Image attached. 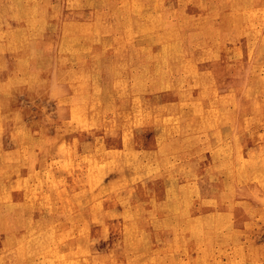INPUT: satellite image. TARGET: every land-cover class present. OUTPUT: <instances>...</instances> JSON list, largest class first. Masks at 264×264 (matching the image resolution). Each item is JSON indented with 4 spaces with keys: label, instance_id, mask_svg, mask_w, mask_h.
<instances>
[{
    "label": "rangeland",
    "instance_id": "rangeland-1",
    "mask_svg": "<svg viewBox=\"0 0 264 264\" xmlns=\"http://www.w3.org/2000/svg\"><path fill=\"white\" fill-rule=\"evenodd\" d=\"M148 1L153 3L147 0L145 6ZM160 1L178 10L173 23L185 8L192 13L197 8L195 0ZM198 1L224 7L212 22L218 27L220 49L213 50V39L202 40L196 18L187 19V60L168 73L173 74L168 88L154 83L152 63L140 48L145 41L136 38L129 53L121 51V29L114 23L116 0L22 7V13H39L20 24L5 15L9 9L0 7V41L12 32L16 37L0 45V71H15L0 73V83L9 88L0 89V150L9 154L0 151V198L14 199L20 212L11 228L7 217L0 219L1 261L10 255L13 242L7 239L12 233L18 240L14 245L25 242L27 234L32 239L26 249L20 246L17 264H60L61 258L64 264H264V32L258 31L264 26V7L254 22L258 32L240 29V35L243 31L248 36H236L228 25L234 19L230 14H235L228 5L243 6L251 0ZM253 1L264 5V0ZM97 11L102 20H84L83 15ZM45 14L52 19H36ZM27 29L38 36L26 43L28 49L16 51L13 47L18 50L24 44L19 37L27 35ZM31 49L39 51V57H33ZM198 57L212 59L199 63ZM26 60L30 64L24 65ZM191 63L198 66V77L187 72L174 77ZM25 72L36 76L28 78ZM206 108L225 117L201 116ZM142 202L144 224L139 228L131 217ZM24 221L27 227L20 223Z\"/></svg>",
    "mask_w": 264,
    "mask_h": 264
},
{
    "label": "bare ground",
    "instance_id": "bare-ground-1",
    "mask_svg": "<svg viewBox=\"0 0 264 264\" xmlns=\"http://www.w3.org/2000/svg\"><path fill=\"white\" fill-rule=\"evenodd\" d=\"M145 1H147V0H116V6L114 7V23H115V25L117 26V25H119L120 27V29H121V38H122V47H121V51L122 52H130L129 50H130V48H129V46L132 44V41L134 40V39H136V38H141L142 40H143V42L145 41V42H147L148 44L146 45V43L144 42V43H142L141 44V46H140V48H141V50L142 51H145L146 52V54H147V56L149 57V59H150V61H151V63H152V73L154 74V77H153V79H154V83L155 84H158V85H160V87L161 88H168L169 86H170V84L172 83L171 81V77L173 76V74H168L169 72H175L176 70H177V68H180L181 66H183L182 64V61L183 60H187L186 59V54H184V42L185 41H187L186 39L187 38H189V34H188V32H187V29H188V21H187V19H193V18H196L197 20H198V25L201 27L200 28V36H201V38H202V40H205V41H210L211 39H213L212 41H211V43L213 44V46H214V51H216V50H218V49H220V47H218V44L220 43V40H219V37H220V35L217 33L216 34V30H217V26L215 27V23H212L213 22V20H214V17H215V15L216 14H218V13H220L219 11H223V8L224 7H222L221 5H219V4H215V7H212V6H204L203 5V3H201V2H199L198 0H195L194 2H195V4L197 5V8H196V10H195V13H192L191 11H189L187 8H185V10L183 11V15L180 17V18H178L177 20H176V22L175 23H173L172 22V16H175L176 15V13L178 12V10H176L174 7H172V5H167V4H161V3H163V2H161L160 0H153L152 2V4L150 3V5H146L145 6ZM182 1V0H181ZM52 2H55V5L56 6H58V7H64V6H66V5H81V0H3L2 2H0V7H4V8H7V10L9 9V11H8V13H5V15L6 16H9V19L10 20H12V21H16L17 23H19V22H25L26 20H29V22L31 21V16L34 14V17H36V13H39V12H36V13H22V12H20L21 11V8L22 7H33V9H36L37 10V8H47L49 5H51V3ZM108 2H109V0H108ZM113 2V1H112ZM171 2V1H170ZM185 2V1H184ZM211 2V1H210ZM105 3V2H104ZM261 3H263V2H261ZM53 4V3H52ZM91 4V3H90ZM92 4H93V2H92ZM102 4H103V1H102ZM210 4H212V3H210ZM239 4H240V2H239ZM105 5V4H104ZM108 5V4H107ZM110 5H112V4H110ZM181 5V4H180ZM228 5V4H227ZM243 5V4H242ZM229 7H233L232 8V10H233V12L235 13L234 15H231L230 13V16L232 17V18H234L233 20H232V22H231V24H229L228 22V25L229 26H231V27H233V30H235V33H237L238 35H236V36H248V35H245V33H243V31H242V35H240V33H241V31H240V29L241 30H249V33L251 34V32H254V31H257V30H255V27H254V22H255V20H258L260 17H259V15H260V11L262 10V8L264 7V5H256V3H254V1L253 0H251V1H248V3L247 4H245V5H243V6H237V5H235V4H231V5H228ZM84 7V6H83ZM92 7V6H91ZM57 8V7H56ZM101 8H102V5H101ZM109 8H110V6H109ZM53 9H54V7H53ZM65 9V8H64ZM69 9V8H68ZM72 9V8H71ZM264 9V8H263ZM39 10V9H38ZM79 10V9H78ZM95 10V9H94ZM102 10V9H101ZM84 11V10H83ZM89 11H91V10H89ZM3 12V11H2ZM80 12V11H79ZM229 11H228V7H227V13H228ZM82 13V12H81ZM85 13H87V12H85ZM180 13V12H179ZM94 16H92V15H90V16H87L86 14L85 15H83L84 16V20H90L91 18H93V17H95L96 19H98V20H102L103 18H102V16H101V14H100V12H94ZM99 15V16H98ZM62 16V14L59 12L58 13V16H57V18H59V17H61ZM76 16V15H75ZM52 15H48V14H45V16H38L36 19H40V21L41 20H48V19H52ZM81 17V16H80ZM99 17V18H98ZM259 17V18H258ZM47 18V19H46ZM73 18V17H72ZM74 19H75V17H74ZM78 19V18H77ZM76 19V20H77ZM225 19V18H224ZM105 20V19H104ZM78 21H79V19H78ZM109 21V20H108ZM221 21V20H220ZM225 21H226V19H225ZM68 22H70V21H68ZM73 22V21H72ZM111 22V21H110ZM95 23V22H94ZM99 23V22H98ZM112 23V22H111ZM20 24V23H19ZM42 24V23H41ZM68 24V23H67ZM226 24V23H225ZM224 24V25H225ZM263 24H264V22H263ZM98 25V24H97ZM100 25V24H99ZM195 25V24H194ZM193 25V26H194ZM111 26H112V24H111ZM54 27V26H53ZM98 27V26H97ZM110 27V26H109ZM192 27V26H191ZM209 27H211V28H209ZM228 27V26H227ZM226 27V28H227ZM237 29H236V28ZM260 27V26H259ZM14 28V27H13ZM221 28V27H220ZM2 29V28H1ZM263 29H264V26H263ZM259 30L258 29V31H259V33H262V32H264V30ZM13 30V29H12ZM18 30H21V29H18ZM54 30V29H53ZM56 30V29H55ZM62 30V29H61ZM230 30H232V29H230ZM25 31V30H24ZM68 31V30H67ZM221 31H222V29H221ZM220 31V32H221ZM257 31V32H258ZM1 32V31H0ZM28 34L27 35H23V36H21V37H19V38H23V43L24 44H21L20 45V48L17 50L16 49V47H13V49H15L16 51H23V50H25V49H28L27 48V45H26V43H30L31 42V40H32V38H36V36H38V35H31V34H29V32H34L33 30H31V29H27V31H26ZM256 32V33H257ZM13 33V32H12ZM12 33L11 34H8L7 36H11L12 35ZM16 33V32H15ZM52 33V32H51ZM16 34H18L19 35V32H17ZM48 34H50V33H48ZM54 34V33H53ZM109 34V33H108ZM215 34H216V36H215ZM113 35V34H112ZM264 35V34H263ZM98 36V35H97ZM109 36V35H108ZM203 36V37H202ZM235 36V37H236ZM9 37H5V39H2V41H0V45H4V43L7 41V38H9ZM101 37V36H100ZM110 37H112V36H110ZM214 37H215V39H214ZM264 37V36H263ZM12 38H16L15 37V34H13L12 35ZM102 38V37H101ZM114 38V37H113ZM193 38V37H192ZM198 39V38H197ZM261 39H262V37H261ZM17 40V39H16ZM99 40V39H98ZM106 40V39H105ZM104 40V41H105ZM109 40V39H108ZM195 40V39H194ZM199 40V39H198ZM201 40V41H202ZM45 41V40H44ZM101 41V40H100ZM200 41V40H199ZM252 41V40H251ZM261 41H263V40H261ZM36 42V41H35ZM110 42V41H109ZM138 42V41H137ZM224 42V41H223ZM33 43V42H32ZM42 43H43V40H42ZM97 43V42H96ZM99 43V42H98ZM135 43V42H134ZM202 43V42H201ZM205 43V42H204ZM263 43H264V41H263ZM262 43V44H263ZM40 44V43H39ZM45 44V43H44ZM43 44V45H44ZM215 44V45H214ZM257 44H258V42H257ZM53 45V44H52ZM110 45V44H109ZM222 45H224V44H222ZM6 46V45H5ZM117 46V45H116ZM246 46H247V44H246ZM253 46V45H252ZM256 46V45H255ZM36 48H37V46H35ZM44 47V46H43ZM107 47V46H106ZM105 47V48H106ZM138 47V46H137ZM198 47V46H197ZM135 48V47H134ZM145 48V49H144ZM200 48V47H199ZM38 49V48H37ZM42 49V48H41ZM138 49V48H137ZM44 50H45V48H44ZM202 50V49H201ZM52 51V50H51ZM134 51V50H133ZM196 51V50H195ZM212 51V50H211ZM221 51H222V49H221ZM31 55L33 56V57H36L35 56V54H36V50L35 49H31ZM39 52V51H38ZM37 52V53H38ZM43 52V51H42ZM54 52V51H53ZM139 52V51H138ZM141 52V51H140ZM139 52V53H140ZM206 52H210V51H206ZM136 53V52H135ZM144 53V52H143ZM27 54V53H26ZM212 54H214V53H212ZM250 54V53H249ZM261 54V53H260ZM50 55H52V54H50ZM92 55V54H91ZM53 56V55H52ZM56 56V55H55ZM75 56V55H74ZM203 56H205V57H208L209 56V54L208 53H203ZM37 57H39V54L37 55ZM36 57V58H37ZM46 57V56H45ZM88 57V56H87ZM252 57V56H251ZM145 58V57H144ZM48 59V58H47ZM58 59V58H57ZM207 60L206 62H209L211 59H207V58H202V57H198L197 58V61L199 62V63H201V62H203V63H205V61L204 60ZM18 60V59H17ZM22 60V59H21ZM33 60V59H32ZM52 60V59H51ZM55 60V59H54ZM98 60V59H97ZM56 61V60H55ZM63 61V60H62ZM95 61H96V59H95ZM114 61V60H113ZM189 61V60H188ZM19 62V61H18ZM17 62V63H18ZM30 62H31V60H30ZM98 62V61H97ZM118 62V61H117ZM130 62V61H129ZM185 62V61H184ZM59 63V62H58ZM115 63H116V61H115ZM114 63V64H115ZM5 64H7V63H5ZM27 64H30L29 62H28V60H26L25 61V63H24V65H27ZM100 64V63H99ZM113 64V65H114ZM126 64V63H125ZM128 64V63H127ZM146 64V63H145ZM2 64L0 63V66H1ZM35 65H37V64H35ZM59 65V64H58ZM118 65V64H117ZM133 65V64H132ZM191 67H188V66H186V64H185V70H183V71H179V72H177V73H174V77L175 78H180V73H181V75H184L185 74V72H187V73H191V74H194L196 77H198V75H199V73H200V71H199V68H198V66L196 65V64H192L191 63ZM252 65V64H251ZM49 66V65H48ZM63 66V65H62ZM94 66V65H93ZM93 66H92V68H93ZM122 66H124L123 64H122ZM121 66V67H122ZM248 66V65H247ZM53 67V66H52ZM55 67V66H54ZM85 67V66H84ZM217 67V66H216ZM92 68H90V69H92ZM207 68V67H206ZM263 68V67H262ZM127 69V68H126ZM184 69V68H183ZM50 70V69H49ZM121 70V69H120ZM54 71V70H53ZM56 71V70H55ZM54 71V72H55ZM90 71V70H89ZM143 71V70H142ZM206 71V70H205ZM249 71V70H248ZM259 71V70H258ZM3 72H7V74H8V72H12V73H14L15 71L13 70V69H11V67H9V69L8 70H1L0 71V73H3ZM91 72V71H90ZM114 72V71H113ZM120 72V71H119ZM118 72V73H119ZM257 72V71H256ZM263 72V71H262ZM48 73V72H47ZM71 73V72H70ZM126 73V72H125ZM257 73H259V72H257ZM25 74H26V77H34V76H36V74H35V72H31L30 74L29 73H27V72H25ZM1 75V74H0ZM51 75V74H50ZM119 75H120V73H119ZM150 75V74H149ZM152 75V74H151ZM203 75V74H202ZM91 76H92V74H91ZM95 76V75H94ZM96 76H97V74H96ZM99 76V75H98ZM189 76V75H188ZM259 76H261V75H259ZM37 77H38V75H37ZM74 77V76H73ZM151 77V76H150ZM192 77V76H191ZM200 77H201V75H200ZM209 77H210V75H209ZM258 77V76H257ZM264 77V76H263ZM43 78V77H42ZM194 78V77H193ZM260 78H262V77H260ZM25 79V78H24ZM23 79V80H24ZM48 79V78H47ZM46 79V80H47ZM52 79V78H51ZM56 79V78H55ZM93 79V78H92ZM96 79V78H95ZM174 79V78H173ZM186 79V78H185ZM210 79H212V78H210ZM259 79V78H258ZM263 79L264 78H262V81H263ZM26 80V79H25ZM24 80V81H25ZM35 80V79H34ZM33 80V81H34ZM116 80V79H115ZM181 80H183L182 78H181ZM189 80V79H188ZM15 81V80H14ZM19 81V80H18ZM39 81V78L38 79H36L35 80V82L37 83ZM55 81V80H54ZM96 81V80H95ZM95 81H93V82H95ZM185 81V80H184ZM183 81V82H184ZM201 81V80H200ZM44 82V81H43ZM56 82V81H55ZM92 82V81H91ZM175 82H181L180 80L179 81H175ZM199 82V79H197L196 78V80H195V83H198ZM203 82V81H202ZM246 82V81H245ZM139 83H141L140 81H139ZM191 83H192V81H191ZM50 84V83H49ZM177 84V83H176ZM192 84H194V83H192ZM246 84V83H245ZM16 85V84H15ZM19 85V84H18ZM52 85V84H51ZM50 85V86H51ZM174 85V84H173ZM179 85V84H178ZM195 85V84H194ZM197 85V84H196ZM202 85H204V83L202 84ZM202 85H201V88H202ZM209 85H211V84H209ZM54 86V85H53ZM187 86V85H186ZM22 87V86H21ZM183 87H185V86H183ZM204 87V86H203ZM210 87V86H209ZM208 87V88H209ZM214 87V86H213ZM39 88V87H38ZM175 88V87H174ZM215 88H216V85H215ZM0 89H2V90H4L5 91V89L6 90H8L9 88L8 87H6L5 89H4V86L0 83ZM52 89H53V87H52ZM55 89V88H54ZM192 89V88H191ZM12 90V89H11ZM10 90V91H11ZM43 90V89H42ZM49 90H50V88H49ZM177 90V89H176ZM185 90H186V87H185ZM184 90V91H185ZM231 90V89H230ZM183 91V90H182ZM200 91V90H199ZM198 91V92H199ZM211 91V90H210ZM227 91V90H226ZM256 91H257V89H256ZM13 92V91H12ZM38 92V91H37ZM125 92H126V90H125ZM128 92H129V90H128ZM192 92V91H191ZM5 93V92H4ZM48 93V92H47ZM178 93V92H177ZM188 93V92H187ZM226 93V92H225ZM49 94V93H48ZM210 94V93H209ZM224 94V93H223ZM11 95V94H10ZM186 95V94H185ZM211 95V94H210ZM264 95V94H263ZM126 96V95H125ZM135 96H137V95H135ZM184 96V95H183ZM212 96V95H211ZM210 96V97H211ZM238 96V95H237ZM131 97V96H130ZM130 97H129V99H130ZM186 97V96H185ZM219 97H220V95H219ZM224 97V96H223ZM236 97V96H235ZM138 98H139V96H138ZM143 98V97H142ZM181 98V97H180ZM183 98V97H182ZM209 98V97H208ZM262 98V97H261ZM179 99V98H178ZM219 99V98H218ZM236 99V98H235ZM127 100V99H126ZM138 100V99H137ZM142 100V99H141ZM182 100V99H181ZM199 100V99H198ZM135 101H136V99H135ZM188 101H190V100H188ZM200 101V100H199ZM238 101V100H237ZM184 102V101H183ZM208 102V101H207ZM212 102H213V100H212ZM134 103V102H133ZM193 103V102H192ZM191 103V104H192ZM264 103V102H263ZM138 104H139V102H138ZM167 104V103H166ZM186 104V103H185ZM190 104V105H191ZM201 104V103H200ZM162 105V104H161ZM177 106H178V104H176ZM213 105V104H212ZM133 106V105H132ZM158 106V105H157ZM195 106V105H194ZM189 107V106H188ZM199 107V106H198ZM206 107V106H205ZM209 107V106H208ZM256 107V106H255ZM159 108V107H158ZM157 108V109H158ZM185 108V107H184ZM151 109V108H150ZM161 109V108H160ZM159 109V110H160ZM197 109V108H196ZM208 108H206L205 110H204V114H202L201 116H203V115H205L207 118L208 117H216V118H218V117H222L223 116V113H220V112H217V113H215V114H212V112H211V110H207ZM259 109V108H258ZM133 110V109H132ZM156 110V109H155ZM181 110V109H180ZM215 110V109H214ZM219 110V109H218ZM220 110H223V108L221 109L220 108ZM263 110V109H262ZM145 111V110H144ZM146 111H147V109H146ZM156 111H158V110H156ZM201 111V110H200ZM203 111V110H202ZM233 111V110H232ZM236 111V110H235ZM234 111V112H235ZM149 112V111H148ZM180 112V111H179ZM262 112V111H261ZM260 112V113H261ZM264 112V111H263ZM262 112V113H263ZM158 113V112H157ZM156 113V114H157ZM194 113H195V111H194ZM200 113V112H199ZM155 114V115H156ZM135 115H136V113H135ZM145 115V114H144ZM158 116V115H157ZM182 116V115H181ZM228 116V115H227ZM237 116V115H236ZM152 117V116H151ZM168 117V116H167ZM197 117V116H196ZM223 117H225V116H223ZM250 117V116H249ZM153 118V117H152ZM165 118V117H164ZM170 118V117H169ZM168 118V119H169ZM189 118V117H188ZM193 118H194V115H193ZM192 118V119H193ZM248 118V117H247ZM220 119V118H219ZM243 120H244V118H242ZM120 120V119H119ZM171 120H173L172 118H171ZM197 120V119H196ZM203 120V119H202ZM221 120H223V119H221ZM220 120V121H221ZM225 120V119H224ZM226 120H227V118H226ZM165 121V120H164ZM178 121V120H177ZM189 121V120H188ZM208 121H210V120H208ZM229 121V120H228ZM237 121V120H236ZM242 121V120H241ZM14 122V121H13ZM126 122H128V121H126ZM153 122V121H152ZM156 122V121H155ZM194 122L195 121H193V124H194ZM205 122V121H204ZM215 122H216V120H215ZM211 123H212V121H211ZM178 124V123H177ZM208 124H210V123H208ZM216 124H218V123H216ZM236 124V123H235ZM15 125V124H14ZM186 125V124H185ZM211 125V124H210ZM214 125V124H213ZM13 126V125H12ZM176 126V125H175ZM212 126V125H211ZM19 127V126H18ZM160 127V126H159ZM202 127V126H201ZM15 128V127H14ZM161 128V127H160ZM170 128V127H169ZM174 128V127H173ZM193 128V127H192ZM21 129V128H20ZM199 129H200V127H199ZM125 130V129H124ZM171 130V129H170ZM169 130V131H170ZM19 131V130H18ZM22 131V130H21ZM205 131V130H204ZM236 131V130H235ZM238 131V130H237ZM8 132V131H7ZM6 132V133H7ZM23 132V131H22ZM162 132V131H161ZM10 133V132H9ZM18 133V132H17ZM20 133V132H19ZM180 133V132H179ZM204 133V132H203ZM207 133V132H206ZM26 134V133H25ZM118 134V133H117ZM123 134V133H122ZM127 134V133H126ZM129 134V133H128ZM164 134V133H163ZM162 134V135H163ZM181 134V133H180ZM200 135H201V133H199ZM11 135V134H10ZM162 135H160V136H162ZM203 135V134H202ZM215 135V134H214ZM232 135H233V133H232ZM3 135H2V131H0V148H1V145H2V139H1V137H2ZM170 136H171V134H170ZM185 136V135H184ZM192 136V135H191ZM208 136V135H207ZM213 136V135H212ZM211 136V137H212ZM27 137V136H26ZM128 137H131V136H128ZM156 137V136H155ZM176 137H178V136H176ZM187 137V136H186ZM210 137V136H209ZM18 138V137H17ZM161 138V137H160ZM166 138V137H165ZM173 138V137H172ZM197 138H199V137H197ZM208 138V137H207ZM246 138V137H245ZM22 139V138H21ZM125 139V138H124ZM126 139H127V137H126ZM167 139V138H166ZM174 139V138H173ZM202 139V138H201ZM129 140V139H128ZM182 140V139H181ZM184 140V139H183ZM221 140V139H220ZM126 141V140H125ZM157 141H158V139H157ZM169 141V140H168ZM222 141V140H221ZM21 142V141H20ZM123 142H124V140H123ZM128 141H126V143H127ZM201 142V141H200ZM226 142V141H225ZM224 142V143H225ZM245 142V141H244ZM129 143V142H128ZM209 143V142H208ZM213 143V142H212ZM130 144V143H129ZM186 144H187V142H186ZM206 144V143H205ZM226 144V143H225ZM16 145H17V143H16ZM123 145V144H122ZM179 145V144H178ZM209 145V144H208ZM211 145V144H210ZM209 145V146H210ZM213 145H214V143H213ZM235 145V144H234ZM26 146V145H25ZM129 146H131V145H129ZM128 146V147H129ZM173 146H174V144H173ZM218 146V145H217ZM20 147V146H19ZM18 147V148H19ZM212 147V146H211ZM215 147V146H214ZM262 147V146H261ZM210 148V147H209ZM219 148V147H218ZM233 148V147H232ZM33 149V148H32ZM42 149V148H41ZM127 149V148H126ZM158 149V148H157ZM217 149V148H216ZM222 149V148H221ZM228 149L229 148H227V150H226V152L228 151ZM231 149V148H230ZM234 149V148H233ZM236 149V148H235ZM241 149V148H240ZM252 149H254V148H252ZM129 150V149H128ZM215 150V149H214ZM219 150H220V148H219ZM224 150V151H225ZM1 152H3V154L4 155H7V156H9V154L6 152V151H3V150H0ZM24 151V150H23ZM158 151V150H157ZM213 150H211V152H212ZM241 151H243V150H241ZM221 152V151H220ZM260 152V151H259ZM28 153V152H27ZM30 153V152H29ZM129 153V152H128ZM239 153V152H238ZM244 153V152H243ZM21 154H24V153H21ZM127 154V153H126ZM125 154V155H126ZM140 154V153H139ZM161 154V153H160ZM220 154V153H219ZM33 155V154H32ZM124 155V156H125ZM173 155V154H172ZM171 155V156H172ZM174 155H176V154H174ZM25 156V155H24ZM123 156V157H124ZM132 156V155H131ZM142 156V155H141ZM158 156V155H157ZM217 156V155H216ZM218 157H219V155H218ZM222 157V156H221ZM228 157V156H227ZM247 157V156H246ZM128 158V157H127ZM135 158V157H134ZM170 158V157H169ZM174 158V157H173ZM214 158V157H213ZM121 159V158H120ZM163 159V158H162ZM178 159V158H177ZM231 159H232V157H231ZM89 160V159H88ZM135 160H136V158H135ZM156 160V159H155ZM164 160V159H163ZM166 160H168V159H166ZM173 160V159H172ZM229 160V159H228ZM122 161V160H121ZM123 161H126V160H124L123 159ZM154 161V160H153ZM170 161V160H169ZM168 161V162H169ZM177 161V160H176ZM116 162V161H115ZM134 162V161H133ZM147 162V161H146ZM150 162V161H149ZM124 163V162H123ZM131 163V162H130ZM152 163V162H151ZM174 163V162H173ZM8 164V163H7ZM137 164V163H136ZM155 164H156V162H155ZM221 164V163H220ZM10 165V164H9ZM100 165V164H99ZM125 165V164H124ZM162 165V164H161ZM160 165V166H161ZM218 165V164H217ZM232 165V164H231ZM4 166V165H3ZM84 166V165H83ZM92 166V165H91ZM131 166V165H130ZM152 166H154V165H152ZM225 166V165H224ZM223 166V167H224ZM233 166V165H232ZM238 166V165H237ZM1 167H2V165H1ZM8 167V166H7ZM27 167V166H26ZM98 166H96V168H97ZM124 167V166H123ZM147 167V166H146ZM161 167H163V166H161ZM175 167V166H174ZM158 168V167H157ZM233 168V167H232ZM240 168V167H239ZM242 168V167H241ZM92 169V168H91ZM131 169V168H130ZM129 169V170H130ZM224 169V168H223ZM1 170V169H0ZM3 170V169H2ZM2 170H1V172H2ZM126 170V169H125ZM142 170V169H141ZM153 170H157L156 168L155 169H152V171ZM237 170V169H236ZM235 170V171H236ZM15 171V170H14ZM4 172H5V170H4ZM3 172V173H4ZM7 172V171H6ZM125 172V171H124ZM133 172V171H132ZM157 172V171H156ZM239 172V171H238ZM127 174H129L128 172H126ZM136 175H138L139 174V172H138V170L136 171ZM143 174H146V176H147V173H148V171H147V173H146V171H145V173L144 172H142ZM141 173V174H142ZM149 173H151L150 172V170H149ZM243 173H245V172H243ZM125 174V173H124ZM133 174H135V172H133ZM143 174H142V176H143ZM153 174V173H152ZM179 174V173H178ZM248 174V173H247ZM254 174V173H253ZM261 174V173H260ZM6 175V174H5ZM11 175V174H10ZM126 175V174H125ZM130 175H132V174H130ZM238 176V175H237ZM245 176V175H244ZM1 177V176H0ZM26 177V176H25ZM126 177H128V176H126ZM131 177V176H130ZM129 177V178H130ZM134 177H135V175H134ZM137 177V176H136ZM145 177V176H144ZM235 177V176H234ZM263 177V176H262ZM2 178V177H1ZM21 178H23V177H21ZM128 178V179H129ZM133 178V177H132ZM19 179V178H18ZM139 179V178H138ZM152 179V178H151ZM264 179V178H263ZM24 180H26L25 178H24ZM0 181H1V179H0ZM23 181V180H22ZM177 181V180H176ZM262 181V180H261ZM132 182H133V180H132ZM135 182V181H134ZM140 182V181H139ZM258 182V181H257ZM263 182H264V180H263ZM237 183V182H236ZM239 183V182H238ZM15 184V183H14ZM128 184H130V183H128ZM163 184V183H162ZM179 184V183H178ZM244 184V183H243ZM242 184V185H243ZM253 184V183H252ZM133 185V184H132ZM239 185V184H238ZM237 185V186H238ZM241 185V184H240ZM246 185V184H245ZM9 186H11V185H9ZM14 186V185H13ZM167 186H168V183H167ZM182 186V185H181ZM261 186V185H260ZM51 187V186H50ZM64 187V186H63ZM171 187V186H170ZM174 187H175V185H174ZM178 187H179V185H178ZM45 188V187H44ZM152 188V187H151ZM68 189V188H67ZM70 189V188H69ZM168 189V188H167ZM171 189V188H170ZM264 189V188H263ZM72 190H74V189H72ZM175 190V189H174ZM4 191V190H3ZM41 191H42V189H41ZM46 191V190H45ZM51 191V190H50ZM70 191V190H69ZM68 191V192H69ZM75 191V190H74ZM79 191V190H78ZM139 191V190H138ZM154 191V190H153ZM250 191V190H249ZM58 192V191H57ZM77 192V191H76ZM81 192V191H80ZM79 192V193H80ZM133 192V191H132ZM146 192V191H145ZM185 192V191H184ZM2 193V192H1ZM72 193V192H71ZM75 193V192H74ZM78 193V192H77ZM171 193V192H170ZM81 194V193H80ZM236 194V193H235ZM234 194V195H235ZM72 195V194H71ZM78 195V194H77ZM224 195V194H223ZM231 195V194H230ZM229 195V196H230ZM25 196V195H24ZM23 196V197H24ZM46 196V195H45ZM44 196V197H45ZM150 196V195H149ZM170 196H172L171 194H170ZM177 196V195H176ZM175 196V197H176ZM2 197H5V196H2ZM34 197V196H33ZM80 197V196H79ZM118 197V196H117ZM220 197V196H219ZM42 198V197H41ZM48 198V197H47ZM46 198V199H47ZM73 198H76V197H74L73 196ZM125 198H127V197H125ZM184 198V197H183ZM60 199H62V198H60ZM83 199V198H82ZM141 199V198H140ZM163 199H166V200H168V197L166 196V195H163ZM174 199V198H173ZM13 200L14 199H11V198H0V219L1 218H5V217H7L8 219H9V222H8V226H10V228L13 226V225H16L17 223H16V221L14 220V217L16 216V215H19L20 214V212H19V208H17V202L16 201H14L13 202ZM17 200H19L18 198H17ZM56 200V199H55ZM67 200V199H66ZM75 200V199H74ZM80 200H81V198H80ZM131 200V199H130ZM133 200V199H132ZM38 201V200H37ZM75 201H77V200H75ZM84 201V200H83ZM146 201V200H145ZM154 201V200H153ZM170 201V200H169ZM178 201V200H177ZM201 201V200H200ZM204 201V200H203ZM202 201V202H203ZM34 202V201H33ZM50 202V201H49ZM62 202V201H61ZM113 202V201H112ZM117 202V201H116ZM122 202V201H121ZM147 202V201H146ZM248 202V201H247ZM14 203H15V205H14ZM24 203V202H23ZM68 203V202H67ZM70 203V202H69ZM106 203V202H105ZM128 203V202H127ZM130 203V202H129ZM173 203V202H172ZM207 203H208V201H207ZM47 204V203H46ZM53 204V203H52ZM115 204V203H114ZM141 204H142V206H141ZM140 205H137L136 207V212L134 213V216L133 217H131V218H135L136 219V224H137V226H139V228H140V225H143L144 224V217H143V213H144V209H143V207H144V202H142ZM166 204V202H163V206ZM174 204V203H173ZM41 205V204H40ZM65 205H66V203H65ZM69 205V204H68ZM87 205V204H86ZM85 205V206H86ZM105 205V204H104ZM213 205V204H212ZM251 205V204H250ZM16 206V207H15ZM47 206V205H46ZM63 206V205H62ZM77 206H78V204H77ZM126 206V205H125ZM184 206H186L185 204H184ZM42 207V206H41ZM40 207V208H41ZM170 207V206H169ZM172 207H173V205H172ZM247 207V206H246ZM64 208V207H63ZM123 208H124V206H123ZM126 208V207H125ZM171 208V207H170ZM43 209V208H42ZM53 209V208H52ZM69 209V208H68ZM92 208H90V210H91ZM172 209H174V208H172ZM148 210V209H147ZM155 210V209H154ZM39 211H40V209H39ZM44 211H46V210H44ZM68 211H70V209L68 210ZM124 211V210H123ZM174 211L175 212H177L175 209H174ZM174 211H172V212H174ZM187 211V210H186ZM185 211V212H186ZM65 212V211H64ZM91 212V211H90ZM167 212H169V208H168V211ZM174 212V213H175ZM46 213V212H45ZM105 213H107V212H105ZM180 214H181V210H180V212H179ZM217 213V212H216ZM44 214V213H43ZM66 214V213H65ZM120 214V213H119ZM152 214V213H151ZM179 214V215H180ZM184 214V213H183ZM186 214V213H185ZM219 214H220V212H219ZM47 214H45V216H46ZM69 215V214H68ZM123 215V214H122ZM44 217V216H43ZM201 217V216H200ZM154 218V217H153ZM24 219H27V218H24ZM32 219H33V217H32ZM45 219H46V217H45ZM197 219H199L198 217H197ZM196 220V219H195ZM201 220V219H200ZM73 221V220H72ZM206 221V220H205ZM216 221V220H215ZM71 222V221H70ZM201 222V221H200ZM16 223V224H15ZM24 227H27V223L24 221V222H20ZM32 223V222H31ZM51 223V222H50ZM58 223V222H57ZM73 223V222H72ZM217 223V222H216ZM1 224V223H0ZM56 224V223H55ZM71 224V223H70ZM121 224H123V223H121ZM133 224V223H132ZM67 225V224H66ZM202 225V222H201V224H200V226ZM219 225V224H218ZM229 225V224H228ZM227 224H226V226H228ZM55 226V225H54ZM163 226V225H162ZM230 226V225H229ZM36 227V226H35ZM40 227V226H39ZM47 227V226H46ZM224 227V226H223ZM129 228V227H128ZM190 228V227H189ZM194 228V227H193ZM197 228V227H196ZM47 229V228H46ZM54 229V228H53ZM67 229V228H66ZM143 228H141V230H142ZM201 229H203V228H201ZM200 229V230H201ZM26 230H28V229H26ZM34 230V229H33ZM36 230H38V229H36ZM72 230H74V229H72ZM77 230H78V228H77ZM134 230V229H133ZM138 230V229H137ZM204 230V229H203ZM202 230V231H203ZM29 231V230H28ZM144 232L146 231V230H143ZM180 231V230H179ZM213 231V230H212ZM218 231V230H217ZM221 231V230H220ZM59 232H61V231H59ZM133 232V231H132ZM131 232V233H132ZM134 232H136V231H134ZM133 232V233H134ZM191 232V231H190ZM199 232H201V231H199ZM198 232V233H199ZM211 232V231H210ZM38 233V232H37ZM138 233V232H137ZM148 233V232H147ZM180 233V232H179ZM2 234V233H1ZM26 234V233H25ZM75 234V233H74ZM74 234H71V235H74ZM80 234V233H79ZM78 234V235H79ZM143 234V233H142ZM144 234H146V233H144ZM206 234V233H205ZM183 235V234H182ZM26 236V235H25ZM123 236V235H122ZM121 236V237H122ZM179 236H180V234H179ZM190 236V235H189ZM5 237V236H4ZM57 237V236H56ZM55 237V238H56ZM143 237H145V236H143ZM172 237V236H171ZM199 237H200V235H199ZM194 238V237H193ZM195 238H196V236H195ZM197 238H198V236H197ZM60 239V238H59ZM58 239V240H59ZM68 239V238H67ZM116 239V238H115ZM141 239H143V238H141ZM188 239V238H187ZM189 239H191L190 237H189ZM9 242H13V243H16V242H18V240L16 239V237H15V234H10V236H8V239H7ZM123 240V239H122ZM195 240V239H194ZM131 241V240H130ZM135 241V240H134ZM145 241H146V239H145ZM186 241H188V240H186ZM19 242H21V241H19ZM32 242V239L30 238V236L27 234V237H26V240H25V242H23L22 244H16V245H14L13 243H11V246H12V249H11V252H10V255H9V257H3L2 258V261L0 260V264H17V261H18V255H19V248H20V246H22L23 248H27L28 247V245L30 244ZM57 242V241H56ZM74 242V241H73ZM133 242V241H132ZM173 242V241H172ZM4 243V242H3ZM6 243V242H5ZM119 243V242H118ZM165 243V242H164ZM197 243V242H196ZM201 243H203V242H201ZM2 244V243H1ZM7 244V243H6ZM163 244V243H162ZM204 244V243H203ZM9 245V244H8ZM7 245V246H8ZM68 245V244H67ZM168 245V244H167ZM130 246H131V244H130ZM170 246V245H169ZM172 246V245H171ZM2 247V246H1ZM6 247V246H5ZM4 247V248H5ZM7 248V247H6ZM68 248V247H67ZM1 249V248H0ZM166 249V248H165ZM170 249V248H169ZM173 249V248H172ZM213 249V248H212ZM2 250V249H1ZM90 250V249H89ZM167 250V249H166ZM4 251H5V249H4ZM66 251V250H65ZM126 251V250H125ZM170 251V250H169ZM6 252V251H5ZM113 252V251H112ZM153 252V251H152ZM160 252V251H159ZM174 252V251H173ZM48 253V252H47ZM92 253V252H91ZM111 253V252H110ZM119 253V252H118ZM137 253V252H136ZM50 254V253H49ZM54 254V253H53ZM117 254V253H116ZM132 254V253H131ZM169 254V253H168ZM1 255V254H0ZM28 255V254H27ZM51 255V254H50ZM49 255V256H50ZM63 255V254H62ZM139 255V254H138ZM36 256H38V255H36ZM84 256V255H83ZM112 256H114V255H112ZM145 256V255H144ZM154 256V255H153ZM25 257V256H24ZM35 257V256H34ZM33 257V258H34ZM148 257V256H147ZM29 258V257H28ZM57 258V257H56ZM58 259H59V256H58ZM63 258H61V262H59L60 264H64V262H63V260H62ZM84 259V258H83ZM82 259V260H83ZM104 259H105V257H104ZM177 259V258H176ZM34 260V259H33ZM44 260V259H43ZM42 260V261H43ZM56 260V259H55ZM68 260H69V258H68ZM67 260V262H69ZM32 261V260H31ZM36 261V260H35ZM34 261V262H35ZM39 262H40V260H38ZM151 261H153V260H151ZM150 261V262H151ZM20 262V261H19ZM66 262V261H65ZM108 262V261H107ZM116 262V261H115ZM154 262V261H153ZM33 263V262H32ZM48 263V262H47ZM46 263V264H47ZM105 263V262H104ZM145 263V261L143 262V264ZM45 264V263H44ZM70 264H71V262H70ZM256 264V263H255Z\"/></svg>",
    "mask_w": 264,
    "mask_h": 264
}]
</instances>
